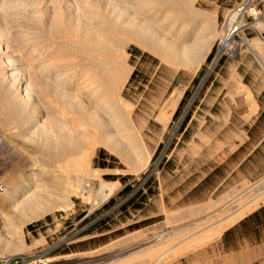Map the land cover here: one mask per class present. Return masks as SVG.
<instances>
[{
	"label": "rangeland",
	"instance_id": "1",
	"mask_svg": "<svg viewBox=\"0 0 264 264\" xmlns=\"http://www.w3.org/2000/svg\"><path fill=\"white\" fill-rule=\"evenodd\" d=\"M23 1L11 0V10L0 13V27L49 36L60 8L68 1L80 4ZM242 1H196L198 9L212 15L213 45ZM252 8L240 18L246 25L237 37L241 46L236 54L207 74L211 51L196 71L135 41L124 44L123 53L113 52L115 65L128 67L120 94L133 105L132 125L149 162L134 171L118 150L98 145L91 166L102 171L103 186L96 181L92 195L72 196L65 208L57 206L60 173L51 149L44 151L37 141L21 147L23 118L8 114L17 106L0 88V264H141L125 259L149 245L167 244L175 234L182 236L170 245L206 229L264 189V64L248 46L259 34L264 37L255 24L264 22V0H255ZM110 38L121 40L120 35ZM260 47L264 55V42ZM71 48L75 53L77 48ZM94 58L84 54L87 63ZM35 177L45 186V201L53 205L25 220L3 192L19 184L33 189Z\"/></svg>",
	"mask_w": 264,
	"mask_h": 264
},
{
	"label": "bare ground",
	"instance_id": "2",
	"mask_svg": "<svg viewBox=\"0 0 264 264\" xmlns=\"http://www.w3.org/2000/svg\"><path fill=\"white\" fill-rule=\"evenodd\" d=\"M77 1L80 4L68 1L60 8L58 16L50 22L53 28L49 29V36H40L28 29L20 34L12 26L0 27V88L4 98L17 106L8 114L14 119L23 118L22 148L26 143L37 141L44 151L51 149V157L60 173L61 203L57 206L64 208L73 203L72 196L92 195L96 181L103 184L102 171L91 166L98 145L118 150L131 161L134 171L149 162L132 125L133 105L120 94L128 67L116 66L113 52L123 53L124 44L135 41L145 48L158 50L168 61L196 71L206 60L217 34L212 15L198 9L197 0ZM10 3L11 0H0V13L11 10ZM34 12H31L33 16ZM235 17L236 13L229 17L227 27ZM255 24L264 30V22ZM113 35H120L119 43L112 41ZM262 42L264 37L259 34L248 41V46L264 64ZM71 47L77 48L75 53ZM87 53L93 58L98 54V57L87 63V59L84 60ZM181 93L171 100L172 111ZM5 140L1 139L6 143ZM32 181L37 183L33 189L19 184L3 192L11 196L13 208L20 210L25 220L43 215L53 205L45 201L42 181L36 177ZM262 203L264 189L206 229L170 245L182 236L175 234L170 237L171 242L149 245L128 255L125 262L165 264L213 240L228 225Z\"/></svg>",
	"mask_w": 264,
	"mask_h": 264
},
{
	"label": "crops",
	"instance_id": "3",
	"mask_svg": "<svg viewBox=\"0 0 264 264\" xmlns=\"http://www.w3.org/2000/svg\"><path fill=\"white\" fill-rule=\"evenodd\" d=\"M168 264H264V203Z\"/></svg>",
	"mask_w": 264,
	"mask_h": 264
},
{
	"label": "built area",
	"instance_id": "4",
	"mask_svg": "<svg viewBox=\"0 0 264 264\" xmlns=\"http://www.w3.org/2000/svg\"><path fill=\"white\" fill-rule=\"evenodd\" d=\"M255 0H243L240 2L228 15L231 17L234 13H236L235 20L233 23L227 27L223 26L220 37L213 45V49L208 57V61L205 64V74L214 71L221 61L227 57H233L238 49L241 46V42L237 39L238 35L241 37L240 33L243 30V27L246 25L245 22L240 21L241 16H243L246 12L250 11L252 8V4Z\"/></svg>",
	"mask_w": 264,
	"mask_h": 264
},
{
	"label": "trees",
	"instance_id": "5",
	"mask_svg": "<svg viewBox=\"0 0 264 264\" xmlns=\"http://www.w3.org/2000/svg\"><path fill=\"white\" fill-rule=\"evenodd\" d=\"M185 100L182 101V104L184 103ZM179 113V110L175 113V116H177Z\"/></svg>",
	"mask_w": 264,
	"mask_h": 264
}]
</instances>
